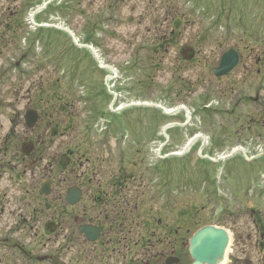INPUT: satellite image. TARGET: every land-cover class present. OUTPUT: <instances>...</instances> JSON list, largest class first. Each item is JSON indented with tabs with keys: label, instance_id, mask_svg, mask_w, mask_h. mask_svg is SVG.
Here are the masks:
<instances>
[{
	"label": "rangeland",
	"instance_id": "1",
	"mask_svg": "<svg viewBox=\"0 0 264 264\" xmlns=\"http://www.w3.org/2000/svg\"><path fill=\"white\" fill-rule=\"evenodd\" d=\"M41 1L0 0V143L5 139L10 141L9 147L6 143L8 150H0V167L4 168L7 160L16 163L21 159L19 148L25 139L40 137L31 171L26 170L25 185L30 188L29 193H22L23 187L18 183H12L15 187L10 188L15 191L12 216L17 223L34 213L40 233L49 221L56 222L58 229L51 237H46V243L36 231L29 229L15 234V238L28 244L38 256L57 254L61 263H68L80 248L87 250V245L81 241L72 246L68 242L74 215L88 213L89 195L98 187H107L109 180L115 179L113 175L123 168L136 176L132 189L138 190L139 217L144 224L157 211L159 216L168 220L173 216L170 221H177L179 213L189 207L199 212L200 226L222 223L233 227L236 239L232 247L233 262L229 264H264V247L253 224L255 217L250 213L251 208L262 211L258 222L263 226L264 199L260 195L264 189L243 198L249 188L253 190L256 183L264 180V157L253 163L246 162L241 155L221 165L199 159L196 163L194 155L199 154L198 145L191 153L193 157L170 161L173 184L184 174V183H188L185 187L191 191L180 186V191L173 194L174 197L170 196L169 201L165 197L158 198L163 190L162 185L158 187L162 178L158 177L155 182L156 176L152 173L159 161V143L165 141L161 139L160 131L168 125L178 129L169 130L173 143L164 148L162 156L180 150L184 142L198 132L211 140L206 148L208 153L209 149L212 153L228 152L240 145H252L253 153L256 146L264 148V46L254 41V35L247 36L246 30L235 25V22L239 23V14H243V22L248 27L252 17L261 26L257 13H261L263 5L258 11H242L247 0H226L225 5L204 0V5L210 2L219 12L222 10V22L218 24H212V17L204 15L188 0H63L66 4L61 11L53 8L41 13L37 17L39 22L68 26L81 42L90 37L99 44L95 47L107 63L126 74L127 88L123 94L129 102H153L169 108L184 105L194 113V122L198 125L183 128L186 123L183 114L167 116L159 109L150 108L145 112H131L126 120L121 118L120 133L117 122L113 121L117 115L101 117L92 113L93 106L105 111L107 106L105 108L102 97L97 94L100 92L97 90L98 76L101 79V75L98 69L95 70L91 56H75V51L68 49L72 39L64 32L52 35L56 45L49 51V45L44 46L40 41L30 45L32 30L23 18L32 5ZM248 1L257 6L256 2L261 4L263 0ZM230 7L232 15L228 16L226 12ZM175 17L184 20L175 44L166 53L158 54V45L170 34ZM225 20L228 27L224 25ZM223 26L225 29L220 30ZM259 31L263 32L262 29ZM185 46L199 51L192 63L180 58L181 48ZM230 46L244 51V61L234 75L217 79L210 71ZM252 47H255L253 52ZM76 57L82 59L81 62L76 61ZM41 91L45 92L47 103H51L41 106L42 120L34 131L29 132L23 127V115L28 107L35 105ZM53 128L57 130L55 136L51 135ZM69 151H75L77 155L70 167L60 169V158ZM190 162L191 169H188ZM167 165L169 167V163ZM45 177L55 184L53 194L46 199H37L35 189ZM15 179L19 180V177ZM215 180L227 191L221 196L212 193L215 188L219 189ZM78 185L84 186L86 198L81 205L70 207L65 202V193ZM205 185V190L193 191ZM134 202L132 200L131 209ZM42 203L46 212L43 210V217H40ZM220 209L223 216L214 218ZM6 222V216L0 219V229L6 227ZM144 224L138 220V230L134 229L131 236L145 237L146 231L152 233L150 225ZM162 236L160 233L158 239ZM164 247H155L158 256L164 255ZM113 248L110 246L101 252V264H112L115 260V264H138V261L148 259L144 249L138 253L133 245H123L120 255ZM2 254L0 252V257ZM15 254H6L7 260L3 264H30ZM107 256H111V260Z\"/></svg>",
	"mask_w": 264,
	"mask_h": 264
},
{
	"label": "water",
	"instance_id": "2",
	"mask_svg": "<svg viewBox=\"0 0 264 264\" xmlns=\"http://www.w3.org/2000/svg\"><path fill=\"white\" fill-rule=\"evenodd\" d=\"M239 62L238 53L229 50L223 55L215 74L217 76L230 74L237 68ZM28 120L36 121V116L30 115ZM48 191L49 189L46 190ZM90 231L88 229L87 233ZM228 243L229 237L225 231L211 227L202 229L191 241V255L194 258V264H218L223 259Z\"/></svg>",
	"mask_w": 264,
	"mask_h": 264
}]
</instances>
